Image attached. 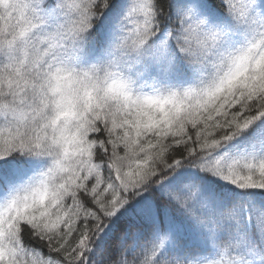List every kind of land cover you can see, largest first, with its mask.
<instances>
[{
	"label": "snow or ice",
	"instance_id": "1",
	"mask_svg": "<svg viewBox=\"0 0 264 264\" xmlns=\"http://www.w3.org/2000/svg\"><path fill=\"white\" fill-rule=\"evenodd\" d=\"M0 264H264V0H0Z\"/></svg>",
	"mask_w": 264,
	"mask_h": 264
}]
</instances>
